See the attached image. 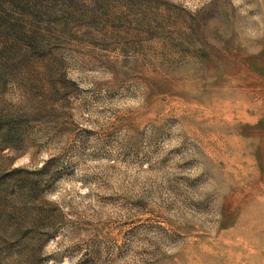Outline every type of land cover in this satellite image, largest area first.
<instances>
[{"label": "rangeland", "instance_id": "1", "mask_svg": "<svg viewBox=\"0 0 264 264\" xmlns=\"http://www.w3.org/2000/svg\"><path fill=\"white\" fill-rule=\"evenodd\" d=\"M0 264H264V0H0Z\"/></svg>", "mask_w": 264, "mask_h": 264}]
</instances>
